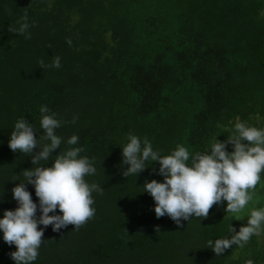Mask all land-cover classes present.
<instances>
[{
	"label": "trees",
	"instance_id": "obj_1",
	"mask_svg": "<svg viewBox=\"0 0 264 264\" xmlns=\"http://www.w3.org/2000/svg\"><path fill=\"white\" fill-rule=\"evenodd\" d=\"M25 14L30 39L14 31ZM56 56L59 69L41 66ZM42 105L63 122L59 136L78 135L74 147L97 169L86 180L104 191L79 228H46L34 264H264V232L221 256L208 248L246 224L227 216V202L182 226L158 219L139 188L162 182L159 165L126 178L119 147L131 132L165 155L177 144L204 152L237 117L264 128V0H0V218L33 167L8 147L11 132L21 117L39 129ZM15 250L0 239V264H14Z\"/></svg>",
	"mask_w": 264,
	"mask_h": 264
},
{
	"label": "clouds",
	"instance_id": "obj_2",
	"mask_svg": "<svg viewBox=\"0 0 264 264\" xmlns=\"http://www.w3.org/2000/svg\"><path fill=\"white\" fill-rule=\"evenodd\" d=\"M21 20L20 27L14 31L30 39L29 28L35 26V21L29 23L27 14ZM67 43L71 45V40ZM40 64L59 69L61 58L54 57L51 65L46 66L43 61ZM40 113L39 129L21 117L15 122L8 142L13 152L31 157L33 165L22 172L24 180H17L19 183L11 189L17 207L5 210L0 218V239L16 249L9 254L14 264H34L48 226H52L53 232H60L69 225L79 228L92 218L96 211L93 193L104 191L99 184L86 180L97 169L94 159L81 155L82 147H74L79 143L78 135L65 141L57 134L63 122L56 114L46 105L40 107ZM77 119L74 116L71 123L75 124ZM222 127L227 139L219 141L216 136L204 152H192L185 145L177 144L165 155L154 149L147 137L131 132L119 146L122 165L128 166L122 172L126 178H137L149 165H159L154 171L163 178L162 182L145 180L139 188L152 197L158 219L168 216L177 226H182V221H190L192 217L207 218L213 205L224 202H227V216L236 219L247 216L246 224L239 230L229 225L228 237L207 241L216 256L233 246L243 248L253 236L264 232V207L253 206L254 202L264 200L260 194L264 192V128L250 125L239 117ZM62 143L69 147L61 151ZM57 149L58 155L53 156ZM50 159V166L42 164ZM29 185L34 188L38 202L33 201ZM156 231H160L159 227ZM246 264L254 261L249 259Z\"/></svg>",
	"mask_w": 264,
	"mask_h": 264
},
{
	"label": "rangeland",
	"instance_id": "obj_3",
	"mask_svg": "<svg viewBox=\"0 0 264 264\" xmlns=\"http://www.w3.org/2000/svg\"><path fill=\"white\" fill-rule=\"evenodd\" d=\"M258 202H259V201H257V202L254 203V206H255V207H257V205L259 204Z\"/></svg>",
	"mask_w": 264,
	"mask_h": 264
}]
</instances>
